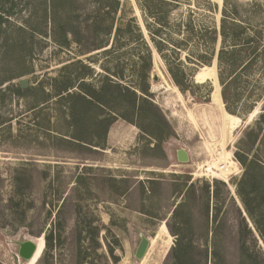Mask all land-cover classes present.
Wrapping results in <instances>:
<instances>
[{"label": "rangeland", "instance_id": "374dc122", "mask_svg": "<svg viewBox=\"0 0 264 264\" xmlns=\"http://www.w3.org/2000/svg\"><path fill=\"white\" fill-rule=\"evenodd\" d=\"M143 3L0 0V264H174V253L182 264H264L239 196L264 200V168L246 176L239 159L264 157V71L256 61L238 75V104L255 105L233 114L226 150L240 171L220 173L213 79L199 74L214 66L218 79L221 37L203 63L206 44L195 33L218 30L224 9L246 38L264 26V0L166 1L172 37L187 38L194 24L174 54L191 81L183 92L150 40ZM139 33L152 50L145 82ZM137 86L147 94L138 113ZM180 148L187 162L177 160ZM140 234L149 246L138 259ZM24 240L41 244L29 260L18 255Z\"/></svg>", "mask_w": 264, "mask_h": 264}, {"label": "trees", "instance_id": "16d2710c", "mask_svg": "<svg viewBox=\"0 0 264 264\" xmlns=\"http://www.w3.org/2000/svg\"><path fill=\"white\" fill-rule=\"evenodd\" d=\"M166 1L167 0H144V3L140 6L144 14L150 19V21L146 23V27L149 28L148 33L153 46L165 60L171 79L179 90L183 92L189 89L191 81L184 68L180 67V63L175 61L176 57L174 54L177 55L179 53L180 45L190 43L189 40L191 39L190 36L193 34L194 24L190 21L186 23V29L189 30V38L187 36V38L179 41L172 37V30L176 28V24L169 23L166 19L169 11V9L166 8ZM224 12L226 13V10L224 11L223 9V17L221 18L218 30L216 28L205 26L200 29L202 32H195L197 33V36H199L198 39L206 44V49L202 55H199V60L203 63H209L215 54V49L211 48L210 44L216 40L217 35H220L221 46L216 54V59L218 80L221 86V98L225 105V109L229 113L241 115L240 113L243 112L249 113L253 109L255 103H251L250 105L238 104L239 97L241 96V92H238V89L240 88L238 75L240 72L249 69V67L253 65V62L256 61H260L261 64L259 63V68L264 71V46L262 42L264 39V26H253L252 35H248L246 38H241L239 37L240 32H237L236 29L242 28V26L224 15ZM179 25L180 24H178V26ZM166 31L167 35L163 36ZM205 36H207V39L204 41L203 39ZM138 37L145 47V54L139 56L138 77L140 81L145 82L149 71L152 68V50L140 33ZM238 69L239 71H237ZM260 75H264V72L260 73ZM12 88L18 94L20 93L19 88L13 86ZM135 90L139 91L140 94ZM135 90H133L134 100L132 108L138 113L142 103L147 102V94L146 89L141 86H137ZM263 90L264 87L262 85L257 94V100L263 98ZM144 131L147 132L146 129ZM262 141L264 143V139ZM261 152H264V150ZM239 159L245 168L246 176H248L249 172L252 171L255 166L264 168V157L259 160L256 157L248 159L247 156L240 155ZM251 192L252 191H244L240 189L239 196L248 217L264 242V200L259 202L254 201V198L249 197ZM177 207H180V205ZM180 246V240H177V245L173 250L175 252L179 250L182 253V248H180ZM180 255L181 254L174 253V264H182Z\"/></svg>", "mask_w": 264, "mask_h": 264}, {"label": "bare ground", "instance_id": "6f19581e", "mask_svg": "<svg viewBox=\"0 0 264 264\" xmlns=\"http://www.w3.org/2000/svg\"><path fill=\"white\" fill-rule=\"evenodd\" d=\"M213 1H217L218 3H221V0H213ZM203 75H207L208 77H212V79H213L214 89H213L212 94H213L214 99H215V106L218 107V109H219V119L222 122L221 127H220L221 133H220V138H219L221 141L220 142L221 143V152H220L221 157L219 159H217V161H216V163H217L216 169H218L220 167V164H223L224 169L221 170L220 173H225V172L229 173V172L233 171L234 169H236L237 164L235 161L230 160L227 157L228 154H227L226 147H227L228 143L231 141L232 128H234L236 125H238V120L236 119V117L233 114L229 113L224 108V104H223V101L221 98V93H220V85L218 83L219 81H218L216 74H215L214 66H213V72L202 71L199 74L200 77ZM36 245H37V243H36ZM40 246H41V244H39V248H38V245L36 246L34 254L36 253L37 248H38V250L40 249ZM34 254L32 255V257L34 256ZM27 260H29V259H27Z\"/></svg>", "mask_w": 264, "mask_h": 264}, {"label": "water", "instance_id": "95a60500", "mask_svg": "<svg viewBox=\"0 0 264 264\" xmlns=\"http://www.w3.org/2000/svg\"><path fill=\"white\" fill-rule=\"evenodd\" d=\"M153 78L154 80H157L158 77L155 74L153 75ZM19 86L21 88L26 87V80L22 79L21 81H19ZM176 158L180 162H187L189 160L188 153L183 148L177 149ZM18 246H19L18 255L21 258L27 260L32 257L37 245L32 240H24V241L18 242ZM148 246H149V240L143 234H140V241L135 250V257H137L138 259H141L144 256Z\"/></svg>", "mask_w": 264, "mask_h": 264}, {"label": "built area", "instance_id": "2783aa9c", "mask_svg": "<svg viewBox=\"0 0 264 264\" xmlns=\"http://www.w3.org/2000/svg\"><path fill=\"white\" fill-rule=\"evenodd\" d=\"M223 169H224L223 164H220V167H219L217 170L221 171V170H223ZM239 171H240V170L237 169V170H234V171L229 172L228 174H229V176H230V175H234V174H236V173L239 172Z\"/></svg>", "mask_w": 264, "mask_h": 264}, {"label": "flooded vegetation", "instance_id": "af4514ba", "mask_svg": "<svg viewBox=\"0 0 264 264\" xmlns=\"http://www.w3.org/2000/svg\"><path fill=\"white\" fill-rule=\"evenodd\" d=\"M37 243V242H36ZM38 245V244H37Z\"/></svg>", "mask_w": 264, "mask_h": 264}]
</instances>
